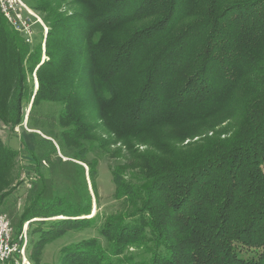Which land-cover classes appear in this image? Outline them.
Instances as JSON below:
<instances>
[{"label":"trees","instance_id":"trees-1","mask_svg":"<svg viewBox=\"0 0 264 264\" xmlns=\"http://www.w3.org/2000/svg\"><path fill=\"white\" fill-rule=\"evenodd\" d=\"M63 2L81 11L63 16ZM32 9L45 13L46 59L0 13V121L14 129L30 100L27 125L59 138L60 150L76 147L92 183L90 147L125 158L111 167L123 209L105 219L104 242L66 244L59 264H264V0H34ZM44 102L60 104L56 119H34ZM91 118L112 139L90 137ZM164 128L174 130L167 141L147 138ZM114 141L124 151L109 150ZM17 155L0 139V207ZM36 196L19 231L32 217L65 216L29 234L32 264H48V242L91 224L82 216L92 197Z\"/></svg>","mask_w":264,"mask_h":264},{"label":"rangeland","instance_id":"rangeland-1","mask_svg":"<svg viewBox=\"0 0 264 264\" xmlns=\"http://www.w3.org/2000/svg\"><path fill=\"white\" fill-rule=\"evenodd\" d=\"M27 8H29L35 15H32L26 9L22 10L23 18H26L25 29L18 31L24 40L30 46V49H34L37 45L41 44V59H46L44 54V36L48 30V26L43 17L45 13L38 12L32 9L34 0H21ZM66 1V0H65ZM82 5H67L63 2L57 9L60 13L65 15H78ZM23 19V20H24ZM28 19V20H27ZM22 29V28H21ZM27 64V63H26ZM25 64V66H26ZM27 83L32 89L37 88V81L35 74L28 76ZM30 100L23 106L24 119L21 124L12 129L10 126L4 125L0 121V139L7 147L17 150L16 167L18 170V176L16 178L15 188L10 194L6 196L1 207L0 212L4 211L8 214L10 225L13 227V237L18 239L19 234L26 231L25 240V258L20 256L17 258L15 255L9 260L12 262L0 261V264H32L29 253V243L31 230L37 227V224L45 223L47 219L59 220L65 218L63 214L56 215L50 218L32 217L29 221L22 223V228L19 231L18 221L24 212V208L27 207L32 200L40 193L41 199L50 201L54 197L62 196L67 203H84L89 195L92 197L91 213L88 216H82L84 219H91V224L86 229H68L65 233L60 235L54 241L48 242L42 250L41 263L59 264L60 248L66 244L74 243V241H80L88 238H99L100 242H104V237L101 236L100 230L107 217L109 219L115 216L119 210L123 209L121 200L115 197V183L111 177V167L115 163H120L125 158L111 157L105 151H103L97 144L89 148L86 151V158L88 160L95 159L97 161V169L95 176L92 180L89 179L88 166L86 163L78 161L72 157L73 153L77 150L76 147H66L65 150H60V140H54L44 133H41L38 129L30 128L27 125V117L29 113ZM60 104L44 102L39 107H35L33 110V117L37 120H50L57 117ZM93 129L89 135L99 139H112L104 130L99 126L97 119L91 118L87 121ZM174 130L169 129H157L154 132L155 137H147L150 141L163 140L164 135H170ZM58 132V131H57ZM210 134V133H208ZM211 135V134H210ZM164 138V139H163ZM190 139L184 138L179 141L182 146ZM197 140V138H193ZM87 141V140H86ZM95 142L96 139H95ZM87 143L85 142V145ZM84 145V147H85ZM88 145V144H87ZM121 149L124 151V146L119 142L114 141L109 145V150ZM135 149L144 150L145 146H135ZM85 149V148H84ZM127 154V153H126ZM67 155V156H66ZM83 166L84 172L80 169ZM97 194V195H96ZM80 218V217H75ZM129 250L134 252V248Z\"/></svg>","mask_w":264,"mask_h":264},{"label":"built area","instance_id":"built-area-1","mask_svg":"<svg viewBox=\"0 0 264 264\" xmlns=\"http://www.w3.org/2000/svg\"><path fill=\"white\" fill-rule=\"evenodd\" d=\"M27 10L35 15L21 0H0V13L4 15L8 23L16 30L25 29L26 18H23L22 10ZM24 19V20H23ZM28 20V19H27ZM22 28V29H21ZM19 234L18 239L13 237V227L10 225L8 214L0 212V261L5 262L15 254H20L25 258V238L26 234Z\"/></svg>","mask_w":264,"mask_h":264}]
</instances>
